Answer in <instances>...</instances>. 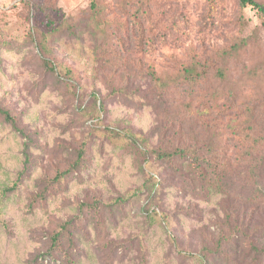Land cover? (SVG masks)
<instances>
[{
    "label": "rangeland",
    "instance_id": "obj_1",
    "mask_svg": "<svg viewBox=\"0 0 264 264\" xmlns=\"http://www.w3.org/2000/svg\"><path fill=\"white\" fill-rule=\"evenodd\" d=\"M0 109V264H264L251 5L0 0ZM176 147L197 153L158 158Z\"/></svg>",
    "mask_w": 264,
    "mask_h": 264
},
{
    "label": "trees",
    "instance_id": "obj_2",
    "mask_svg": "<svg viewBox=\"0 0 264 264\" xmlns=\"http://www.w3.org/2000/svg\"><path fill=\"white\" fill-rule=\"evenodd\" d=\"M242 5L247 6V5H251L253 8H256L258 10V13L262 16L263 18V23H264V3L258 1V0H241ZM64 28H67V23L63 24ZM68 27H70V25H68ZM45 62L47 63L48 66L49 65V60L45 59ZM220 74L221 76L225 77L227 76L224 70H220ZM184 80L186 82L195 84L198 82L203 81L205 78H207L208 76V70L206 69H198L197 66H190V67H186L182 73ZM178 81V77H173L172 78V84L170 86H173V82ZM178 85V84H177ZM237 98V96H236ZM0 112H2L6 118V120H9L11 122H13L15 124V120L14 118L11 116V114L4 109H0ZM252 115L254 116L255 114V108L252 107L251 110ZM255 146V144H254ZM254 148V147H253ZM253 150V149H252ZM190 152H195L197 153V150L192 151L191 149L187 148V147H176L174 150H164V151H159L158 152V158L164 161H174L175 159H179V158H184L187 157V154ZM194 161L197 162V166L198 167H204V165H206V163L204 164L203 161L206 160L202 157L199 156H195V158L193 159ZM192 160V161H193ZM219 166V165H218ZM261 170L257 171V174L255 175V178H260L261 174H260ZM205 173V177L207 179L208 176V172L207 171H203ZM224 178H225V173H218L217 177L214 180V186L216 189L214 190H218V191H223V185H224ZM238 232H240V230H238ZM244 232V231H243ZM69 233L66 231L65 228H63L60 232H58L56 235H54L52 237L53 239V243L58 244L60 242V240H62L63 238L66 237V235H68ZM259 253L261 251H258Z\"/></svg>",
    "mask_w": 264,
    "mask_h": 264
}]
</instances>
